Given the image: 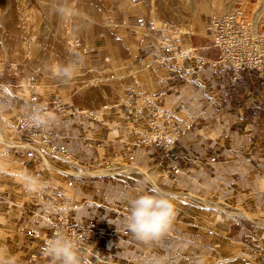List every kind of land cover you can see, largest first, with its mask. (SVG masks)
<instances>
[{
	"label": "crops",
	"instance_id": "1",
	"mask_svg": "<svg viewBox=\"0 0 264 264\" xmlns=\"http://www.w3.org/2000/svg\"><path fill=\"white\" fill-rule=\"evenodd\" d=\"M202 50L195 48V57L179 63L170 53L167 57L164 47L157 90L144 100L123 103L106 119L72 111L57 115L45 143L50 162L60 169H49L39 153L38 128H21L23 146L12 147L13 153L16 159L24 156L26 176L38 190L0 198V247L16 255L19 264H50L40 258V248L54 231L39 217L57 190L72 204L66 221L93 231L87 240L91 264H154L158 256H167L166 264H221L228 241L264 264V72L235 74L220 66L212 49ZM11 104L0 97V111ZM153 107L168 112L183 129L169 150L145 145L137 134ZM30 151L34 157H26ZM117 160L138 170L109 171ZM140 188L231 200L249 217H229L222 232H197L181 223L176 206L169 233L147 245L125 227L129 202L142 194ZM249 235L256 238L258 252L250 249Z\"/></svg>",
	"mask_w": 264,
	"mask_h": 264
},
{
	"label": "rangeland",
	"instance_id": "2",
	"mask_svg": "<svg viewBox=\"0 0 264 264\" xmlns=\"http://www.w3.org/2000/svg\"><path fill=\"white\" fill-rule=\"evenodd\" d=\"M19 1L0 0V97L14 101L0 111L2 199L9 194L25 195L32 186L21 160L24 157L16 159L12 148L23 146L18 142L22 130L19 123L21 117L31 114L32 106L51 115L48 105L58 98L83 117L106 119L130 102L131 94L144 100L157 90L165 67L164 47L169 50L166 55L170 53L179 63L195 57V48L211 50L205 27L209 16L228 15L243 2L245 10L264 24V0H26L32 17L27 26L34 34L28 41ZM226 5L228 8L221 12ZM139 20L148 25L137 28ZM69 64L75 65L76 71L65 81L57 71ZM121 125L130 129L128 124ZM35 138L46 166L60 169L50 162L51 151L45 140ZM136 169L117 160L109 171ZM164 195L178 204L181 223L197 232L225 229L227 219L236 216L238 210L248 215L244 206H236L231 200L208 201L174 190ZM212 203H224L232 209L216 210ZM226 246L219 255L221 264H256L241 251V245L228 241Z\"/></svg>",
	"mask_w": 264,
	"mask_h": 264
},
{
	"label": "built area",
	"instance_id": "3",
	"mask_svg": "<svg viewBox=\"0 0 264 264\" xmlns=\"http://www.w3.org/2000/svg\"><path fill=\"white\" fill-rule=\"evenodd\" d=\"M147 25L144 20L138 22L139 27H146ZM205 27L206 35L210 39L208 48L217 50L218 62L221 67L230 68L235 74H239L244 70L264 72V24L245 10L243 2H239L228 15L209 16L205 20ZM138 99L137 94L129 96L130 102ZM48 106L51 115H46L44 110L37 109V105H34L31 107V114L22 117L19 123L24 129L38 128V135L45 142H48L51 138V126L56 115L65 116L69 115L70 111L78 112L76 108L68 106L58 98L51 101ZM36 114L42 115L47 123L39 126L35 124L32 117ZM137 134L143 144H155L169 150L179 142L184 132L180 125L172 120L168 112L161 110L159 107H153L150 109V116L145 128ZM34 156L35 152L33 151L26 154V157L29 158ZM71 208L72 204L68 198L54 190L53 196L46 202L39 219H43L45 223L50 225L54 235L58 232L68 233L77 238L85 247H90L87 244L89 236L93 235L90 226L82 223L75 225L66 221ZM246 239L254 243L250 249L258 252L256 238L249 235ZM45 244L46 242L40 248V258H48L44 255Z\"/></svg>",
	"mask_w": 264,
	"mask_h": 264
},
{
	"label": "clouds",
	"instance_id": "4",
	"mask_svg": "<svg viewBox=\"0 0 264 264\" xmlns=\"http://www.w3.org/2000/svg\"><path fill=\"white\" fill-rule=\"evenodd\" d=\"M76 66L69 64L58 69L57 75L65 81L73 78ZM35 124L44 125L47 120L40 114L32 117ZM42 187V185H40ZM38 190L34 186L29 191ZM129 202L130 212L125 220V227L134 237L150 245L160 242L170 231L176 217L174 198L153 189L151 193L143 188ZM44 255L50 264H91L87 247L77 238L64 232H58L46 241ZM167 256L154 258V264H166ZM0 264H19V258L6 248L0 247Z\"/></svg>",
	"mask_w": 264,
	"mask_h": 264
},
{
	"label": "bare ground",
	"instance_id": "5",
	"mask_svg": "<svg viewBox=\"0 0 264 264\" xmlns=\"http://www.w3.org/2000/svg\"><path fill=\"white\" fill-rule=\"evenodd\" d=\"M226 8H228L227 7V5L225 6V7H222L221 8V12H224L225 11V9ZM19 9H20V11L22 12V14L24 13V19H25V22H26V27H25V30H24V37L25 38H27V40H28V38L29 37H34V36H32V35H34V34H32V33H29V30H28V21H29V19L30 18H32V17H30V10L28 9V7H26V0H20L19 1ZM25 12H26V16H25ZM229 13V12H228ZM40 24V23H39ZM37 36V35H36ZM35 36V37H36ZM33 40V39H32ZM29 41V40H28ZM34 42H35V40H34ZM6 143H8V142H6ZM128 168V167H127ZM135 168V167H134ZM129 169H131V167H129ZM132 169H133V167H132ZM126 170H128V169H126ZM136 170H138V169H136ZM131 171V170H130ZM144 175V174H143ZM149 175V174H148ZM148 175H146V173H145V176H148ZM61 189V188H60ZM35 197V196H34ZM192 200V199H191ZM212 204H214V206L216 207V210L219 208V210H221V209H226L227 207H228V205H226V204H221V203H212ZM231 207V206H230ZM214 208V207H213ZM227 209H232V208H227ZM237 210V209H236ZM225 210H223V212H224ZM227 211H229V210H227ZM232 211V210H231ZM222 212V211H221ZM237 214H240V215H245V213H244V211H237L236 212ZM248 216V215H247ZM262 223V222H261ZM264 224V223H263Z\"/></svg>",
	"mask_w": 264,
	"mask_h": 264
}]
</instances>
